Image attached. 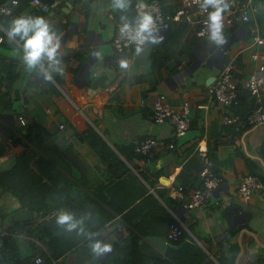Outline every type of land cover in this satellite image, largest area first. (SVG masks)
Masks as SVG:
<instances>
[{
    "label": "crops",
    "instance_id": "crops-1",
    "mask_svg": "<svg viewBox=\"0 0 264 264\" xmlns=\"http://www.w3.org/2000/svg\"><path fill=\"white\" fill-rule=\"evenodd\" d=\"M53 1L57 4L41 16L61 36L65 74L55 75L48 84L23 69L14 52L20 46L9 45L6 17L0 13V231L5 232L0 236L1 253L17 251L32 261L41 255L43 262L48 257L62 264H115L129 246L122 240L130 231L139 237L138 247L144 236L166 240L174 208L185 229L171 246H185L160 258L139 247L145 256L135 254L139 264H153L155 259L170 264H264V189L254 191L247 200L238 190L247 173L264 179V122L248 124L249 111L225 124L221 116L235 110L208 92L215 77L233 63L232 79L246 97L244 80L259 65L250 54L264 53V43L254 38L264 37V1L252 0L258 8L250 10L248 21L225 20L226 43L221 48L198 36L197 25L189 23L176 40L169 41L176 22L170 29H161L163 42L142 57L134 55L132 46L121 51L114 47L120 20L107 0ZM2 4L13 7L10 0ZM164 5H170L171 12L166 11L174 13L179 0ZM38 9L28 2L20 15L40 16ZM121 58L131 61L128 72L120 70ZM159 94L176 109L186 100L191 104V121L184 135L176 136L168 121L152 120ZM242 107L246 112V106ZM18 115L24 117L25 125H39V130L25 136L26 126L18 124ZM147 136L163 142L154 147L150 161L135 150ZM93 137L104 150L93 147ZM202 138L222 180L203 207L180 210L172 189L183 185L182 199H187L202 186L198 175ZM132 147L133 155L128 151ZM122 148L131 154L129 159ZM61 208L77 216L91 211L93 217L86 224L103 231L101 238L113 244V252L97 259L86 240L63 233L55 224ZM129 213L134 226L123 222L119 230L115 216L125 220Z\"/></svg>",
    "mask_w": 264,
    "mask_h": 264
},
{
    "label": "built area",
    "instance_id": "built-area-1",
    "mask_svg": "<svg viewBox=\"0 0 264 264\" xmlns=\"http://www.w3.org/2000/svg\"><path fill=\"white\" fill-rule=\"evenodd\" d=\"M11 5L13 4L10 0ZM149 5L153 13L159 18V25L161 29H168V27L177 21L184 20L189 24H196L197 30L196 34L204 31L206 20V13L202 12L199 8V4L196 0H179V6L174 11L173 14H167L163 12L161 3L159 0H148L144 1ZM231 10L229 13L225 14V20L228 23H232L235 20H241L243 22L248 21L250 18V10L256 9L257 7L253 5L252 0H230ZM30 3L40 6L42 9H49L57 4V1H53L50 5L41 0H30ZM135 11L136 4L134 6ZM0 13L4 15H12V8L8 4L0 5ZM120 22L117 23L115 36L113 38L114 47L121 51L123 46V41L119 36ZM206 36V35H205ZM203 37V36H201ZM256 42L264 43V37L255 35ZM3 37L0 36V42ZM250 57L259 61V65L256 70L250 72L247 78L244 80V86L247 91L254 97L256 102L254 109L247 115L246 121L248 124L261 123L264 122V53L260 51H253ZM232 68L233 63H229L225 66L222 74L215 77L214 82L209 86L208 92L211 97L222 105L229 106L235 100L237 96V87L232 79ZM198 107H205V104H199ZM190 110L191 104L189 101H184L180 108L176 109L170 105L164 94H159L152 107V120L155 122L168 121L173 127V132L176 136H182L185 134L186 130L190 125ZM239 119V115L236 113H227L221 116L222 122L225 124L233 123ZM16 120L19 125H25V119L23 116L18 115ZM246 124V123H244ZM163 142L151 136H147L135 145V150L142 155L147 157V161L153 155L154 147L161 145ZM169 148H173V143H168ZM198 153L201 158V164L199 167V178L202 182V186L194 189L187 199H182L185 193V188L183 185L178 184L171 195L175 199H179L180 210H189L203 207L212 197L214 191L221 183V175L215 171L213 167V161L208 154L206 147V141L202 138L198 142ZM239 192L243 199L247 200L251 197L254 191H259L264 189V179L258 178L253 173H247L242 177L239 182ZM182 199V200H181ZM172 217L175 219L167 232L166 243L172 245L179 240L182 231L185 229L184 222L181 218V214L178 209H170ZM115 221L119 229L122 227V219L119 215L115 216ZM5 232L0 231L1 238L4 236ZM2 250V241L0 240V252ZM43 258L40 255L34 257L32 263L30 264H42ZM0 264H5V262L0 261ZM50 264H62L60 261L53 259Z\"/></svg>",
    "mask_w": 264,
    "mask_h": 264
},
{
    "label": "clouds",
    "instance_id": "clouds-1",
    "mask_svg": "<svg viewBox=\"0 0 264 264\" xmlns=\"http://www.w3.org/2000/svg\"><path fill=\"white\" fill-rule=\"evenodd\" d=\"M13 4L18 0H12ZM133 0H109V6L119 13V36L124 47H134V55L142 57L151 46L163 42L159 18L153 13L144 0H136V14L127 13ZM202 12L206 13L205 29L199 35L207 37L210 44L217 48L226 43L224 35L225 14L231 10L230 0H196ZM9 45H19L14 48L21 66L29 74L45 84L52 83L55 75L65 74L64 60L61 52V36L53 30L50 21L43 16L19 15L12 18L4 29ZM99 56V53H92ZM119 68L128 72L131 61L121 58ZM93 217L91 211L77 216L71 210L61 208L55 216V224L65 234H75L87 241L91 255L97 259L104 258L113 252V244L101 238L103 231H95L88 227L86 221ZM95 227V224L92 225Z\"/></svg>",
    "mask_w": 264,
    "mask_h": 264
},
{
    "label": "trees",
    "instance_id": "trees-1",
    "mask_svg": "<svg viewBox=\"0 0 264 264\" xmlns=\"http://www.w3.org/2000/svg\"><path fill=\"white\" fill-rule=\"evenodd\" d=\"M5 1L6 0H0V5L2 3H4ZM41 1L42 2H46L48 5H50L52 3V0H41ZM159 1L161 3V6H162V9H163L164 13L173 14V13H168L167 12V11L171 12L172 7L170 5H167V6L164 5L165 2H167V4H168L170 0H159ZM261 1H264V0H261ZM18 2L19 3L17 5L12 7V15L11 16L5 15L6 18H5V21H3V24H5L6 27L8 26V23H9V21L12 18L20 15L21 8L23 6H25V5H28V2H30V0H18ZM135 4H136V0H133L132 7H131L130 11L127 13L130 17L134 16L136 14L135 10H134V5ZM260 4H262V3H260ZM253 5H255L256 7L258 6V4L255 3V2L253 3ZM38 7H39L38 13H39L40 16H41V14L43 12H45V11H47V10H49L51 8L50 7L49 9H42L40 6H38ZM166 9H167V11H166ZM120 15H121V13H119V12L116 13V16H117V18H119V20H120ZM0 22H2L1 21V16H0ZM174 23H176V22H174ZM174 23H172L171 25H173ZM171 25L168 27V29H170ZM174 26H173L172 30L170 31V33H169V37H168L169 41L176 40L179 37V35L183 32V30L186 29L187 22H185L184 20H180V21H177V24H175ZM236 87H237V85H236ZM237 92L238 93H237V96H236L235 100L229 106H232V108L235 110V112H233V113H236L237 115L245 116L249 111L251 112V110L254 109L256 102H255L254 98L250 95V93L248 91L246 92V97L245 96L243 97L242 95H240L238 87H237ZM244 105L246 106V112H245V107H242ZM25 126H26L25 127L26 128L25 136H30L33 133H36L39 130V128H40L39 125L35 126L34 124H32V125L31 124H27ZM90 141H91L93 147H95L97 150L100 151L102 149L103 150L105 149V147H103V144L99 143L100 141L97 138H95V137L90 138ZM121 150L125 154V157L128 158V159H129L131 154L133 155V154L136 153L134 151V147L128 149V151L131 152V154H128L124 148H122ZM139 154L140 153H138L137 155H139ZM139 156L142 157L144 160L147 159V157L142 155V154H140ZM151 158L149 159V161L151 160ZM131 218L132 217H131L130 213H129L128 216L125 217V220L121 217L122 221L125 222L130 228H132L134 226V224L130 225V223L132 222ZM123 222H122V225H123ZM173 223H175V219L171 216V218H169V221H168V231H169V229H170V227H171V225ZM117 228H118V226H117ZM50 229H51L52 233L54 234V231L52 230V227H50ZM121 229H122V227H121ZM121 229H119V230H121ZM129 234H130V236L126 235L125 238L122 240V241L129 242V246H127V247L125 246V248H123V250H125L124 256L119 258V259H117L115 261V264H139L138 263L139 257L137 255H135V254L140 255V257H145L143 255V253L140 251L139 247H138V239H139V237L137 235H135L134 232L132 233V231H130ZM183 234H184V230L182 231V234L180 235L179 240L183 236ZM51 236H52V234H51ZM4 243H5V240L3 242V245H4ZM34 257H33V259H34ZM0 261L5 262V264H10V263H13V264H30L32 262V260H30L28 257H23V256H18V257H14V258H8L7 257V253L4 250L2 251V253L0 252ZM43 263L44 264L50 263L49 258L46 257ZM153 264H170V263L166 259H155Z\"/></svg>",
    "mask_w": 264,
    "mask_h": 264
},
{
    "label": "water",
    "instance_id": "water-1",
    "mask_svg": "<svg viewBox=\"0 0 264 264\" xmlns=\"http://www.w3.org/2000/svg\"><path fill=\"white\" fill-rule=\"evenodd\" d=\"M106 4L109 5V0H107ZM55 10L58 11L59 8L56 7ZM61 10L67 12V9L65 8H62ZM97 81L99 82L100 79H98ZM206 83L209 84L208 81ZM92 85L93 87H95L94 83ZM16 214H18V211L14 213L13 216H16ZM7 219L8 220L11 219V216H8ZM150 244H153V246L152 245L150 246ZM185 244L186 243H184L179 247H174L167 244L163 237L153 236V235L144 236L139 240V247L144 253L159 258L162 256H172L175 253H178L185 246ZM15 256H18L17 251H11L7 254L8 258H13Z\"/></svg>",
    "mask_w": 264,
    "mask_h": 264
}]
</instances>
